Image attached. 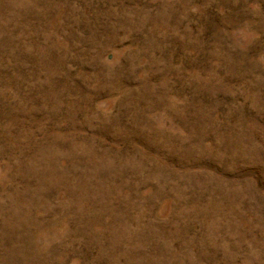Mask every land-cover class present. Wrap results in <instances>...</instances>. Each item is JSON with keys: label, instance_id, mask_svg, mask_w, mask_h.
I'll return each mask as SVG.
<instances>
[{"label": "rangeland", "instance_id": "rangeland-1", "mask_svg": "<svg viewBox=\"0 0 264 264\" xmlns=\"http://www.w3.org/2000/svg\"><path fill=\"white\" fill-rule=\"evenodd\" d=\"M0 264H264V0H0Z\"/></svg>", "mask_w": 264, "mask_h": 264}]
</instances>
